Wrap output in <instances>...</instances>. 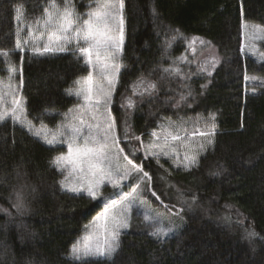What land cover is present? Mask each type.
Returning a JSON list of instances; mask_svg holds the SVG:
<instances>
[{
	"label": "trees",
	"instance_id": "obj_1",
	"mask_svg": "<svg viewBox=\"0 0 264 264\" xmlns=\"http://www.w3.org/2000/svg\"><path fill=\"white\" fill-rule=\"evenodd\" d=\"M97 1L72 0L81 17ZM49 3L0 0V54L8 53L0 55V80H9L8 69H16L12 79L21 83L27 122L53 129L79 103L67 90L89 68L74 48L43 54L16 48L17 6L34 22ZM123 4L121 69L110 106L120 146L149 173L160 202L183 201L193 210L163 240L132 211L111 258L76 260L71 246L101 211V201L61 188L63 173L51 161L64 153L63 146H47L5 119L0 121V264H264V82L252 93L244 91L245 75L264 78V59L258 62L240 50L244 21L263 28L258 49L264 55V0ZM192 38L215 48L210 74L194 60ZM139 83L147 89L136 92ZM199 114L215 115L216 132L194 167L171 169L142 152L138 140L145 141L161 122Z\"/></svg>",
	"mask_w": 264,
	"mask_h": 264
},
{
	"label": "rangeland",
	"instance_id": "obj_2",
	"mask_svg": "<svg viewBox=\"0 0 264 264\" xmlns=\"http://www.w3.org/2000/svg\"><path fill=\"white\" fill-rule=\"evenodd\" d=\"M100 2H102V0L95 2L92 10H94L97 7V4ZM58 6L62 8L63 4L61 6ZM118 7L119 6L117 3V10ZM46 8H49L50 11L53 10L50 3ZM87 13L84 17L80 16L81 22L83 19L88 18ZM43 17L44 13L34 22H27L23 18V16L19 22H17L16 20L18 29L17 32H19V36H17L16 38L15 46L17 44V40H19L21 42L22 50H33L34 48L39 47L42 51L43 45L45 44H50L53 48L57 47V43L52 36V33L55 31V29L45 28L42 23ZM118 19L119 15L117 17V21ZM241 29V54L243 56H250L258 62L263 61L264 55L258 49V42L263 38V28L259 25L242 21ZM115 36L118 41V31L115 32ZM25 40L29 41V43L24 44L23 41ZM82 43L83 42L81 41V44ZM63 46L66 47V49L77 48L75 40H73L71 44H65ZM189 46L191 47V53L194 60L199 62L200 71L203 73H209V69L212 68L211 66L216 62V59L218 58L215 48L209 42L200 38H192L189 41ZM54 52H58V50ZM121 54L122 46L121 50L117 52L115 60L108 61L109 65L113 63L118 65L119 71L121 69ZM102 64L103 62L97 64L95 57H93V65H95V67L89 66L87 64L89 68L88 73L84 77L77 80L81 81L79 85L76 84L72 88V95H74L79 100V103L70 108L64 114V122L59 127L51 129L45 126H33L30 124L33 132H40V135L38 137L33 135L32 132L29 131V123L27 122L24 115L23 103L21 98V83L13 81L12 79L14 75L18 73L16 69L11 72L9 71V80H0V112L8 111L9 115L6 119H10L12 122H14L10 114L12 100L19 99L21 103L20 118L22 123L17 124L21 125L29 133L40 139L47 146H63L65 151L62 154L64 155H67L69 151L68 144L71 139V133L69 129L72 127H79L82 129L81 137L91 135L95 136L98 140H103L105 134H107V142L110 149V155L114 157L113 169H115V167L118 165L120 167V173L122 175L124 171L132 172L133 170L132 167L127 164V161L124 160V156H126V154L120 146L116 125L110 110L112 96L117 85L119 71L117 72L115 68H109L107 72V74L110 75L114 80L115 87L111 88L109 87L107 80L104 79L105 73L101 71ZM90 73L93 77L92 83L94 88L102 87L107 94L106 96L101 97L102 103L99 106L98 110L86 104L82 96L78 97L75 94V91L78 88H83L86 86V80L89 77ZM263 82L264 78L256 77L253 75H245V93L254 92L256 86L261 85ZM146 89L147 84L139 83L135 91L140 92ZM105 99H107L106 103L103 102ZM109 125H111V128H109ZM213 131L215 134V119L212 120L210 118V114H199L193 117H183L176 120L166 119L161 122L155 130L149 132V136L145 141H140L138 139L137 140L140 143V147L144 154L148 155V151L155 152L157 153V156H148H151L156 160H159L160 162L166 163V165H168L171 169L186 170L183 167L185 156H190L195 153L198 161L199 157L205 152V150L212 145L208 144L207 141L208 139H212L213 141V135L201 136L199 133H207ZM60 133H63V135H61ZM153 133H155L156 135H153ZM166 135L167 142H165ZM45 136H47L48 139H52L53 136H55L56 142L53 145L47 144L45 142ZM172 136H179L180 139L173 140ZM82 143L83 139L77 138L75 143L73 144V147H75L77 144ZM201 143L205 145V149L203 151L199 149V145ZM150 145H154V147L149 148ZM121 149L123 150L122 152L120 151ZM164 152H167L168 155H164ZM133 164L139 166L138 164ZM61 172L63 173L61 181H63L65 185L64 187L61 186L63 190L72 194H83L88 196L86 192L77 193L69 191V189L72 187H81V185L85 182L82 173H80L79 171L74 172L72 170V165L70 164L64 166V169ZM143 172L145 171L143 170ZM143 172H133V175L128 180L121 181V187L118 189H113L111 183H105L101 186V195L97 198L102 203L101 211L91 220V222L85 228L84 232L76 239L73 245L77 244V242L83 245L85 242H92L93 244H95L97 240L103 241L105 236V227L111 226L114 216L121 215V207L119 203H117L116 208H112V202L121 201V199L125 195L133 193V189H136V192L135 197L132 200V207L127 213L129 219L132 211L137 212L142 216L143 219L146 214L150 215V217L156 218V220H158V223L153 226L154 232L162 229L158 237L161 240L175 233L183 225L186 213L191 212L193 210V206L189 208L183 201L177 202V205H170L168 203L160 202L157 199L158 195L153 196V191L150 187V183L147 181V178H145L144 182H140L136 179L137 176H142ZM138 183L139 188H137ZM147 193L156 198L158 202L150 200L146 196ZM106 208L108 209L107 213L105 212ZM126 230L127 229H121L120 234L124 233ZM249 233L250 232H248L247 235ZM73 245L71 246L70 253ZM98 258L104 257H87L86 259Z\"/></svg>",
	"mask_w": 264,
	"mask_h": 264
},
{
	"label": "snow or ice",
	"instance_id": "obj_3",
	"mask_svg": "<svg viewBox=\"0 0 264 264\" xmlns=\"http://www.w3.org/2000/svg\"><path fill=\"white\" fill-rule=\"evenodd\" d=\"M51 4L52 11L49 8L44 9V17L42 18V23L45 28H54L55 31L52 33L55 42L57 43V47L53 48L50 44L43 45V49L39 47L34 48V52L38 54L49 53L53 51H66V47L63 45L71 44L73 40L76 41L77 48L76 51L79 55L85 58V63L89 66L95 67L93 65V57H95L97 64H102L101 71L105 73L104 79L107 80L109 87L114 88V80L113 78L107 74L109 68H115V70L119 71V66L116 64L109 65L108 61L115 60L117 52L121 50V46L123 44V32H124V20H123V0H102V2L97 4V7L87 13V19H83L81 22L80 16L75 11V5L72 0H63V7L60 8L56 4V0H49ZM118 3V10H117ZM22 6H17L16 12L17 16L15 19L19 22L22 18ZM119 15V19L117 21V17ZM119 32V40L117 41L115 32ZM19 36V32L16 33ZM81 41L83 42L81 44ZM24 44H28L29 41H23ZM16 47L22 50L21 42L17 40ZM0 55H8V53H2ZM10 72L14 71V69H8ZM165 72H179V69H165ZM210 74V73H209ZM93 77L92 74H89V77L86 80V86L83 88H78L75 91V94L80 97L82 96L85 100L86 104L94 107L96 110L99 109V106L102 103L101 97L106 96L104 88H94L93 86ZM81 81H76V84H80ZM151 88L155 89L156 85H150ZM68 93L71 95L73 89H68ZM185 99V97L181 96V100ZM107 102V99L103 101ZM177 106H179L177 104ZM20 109L21 103L19 99H13L11 105V117L15 123H22L20 118ZM9 115L8 111L0 112V121H4ZM210 118L212 120L215 119L214 114H210ZM111 128V125H109ZM214 128V125H213ZM29 131L32 132L33 135L39 136L40 132H33L31 125L29 124ZM71 133V139L68 144V154L58 155L52 161V165L57 169L63 171L64 166L72 165V170L79 171L83 174V178L85 182L81 185V187H72L69 191L72 192H86L92 200H96L100 197L101 192L100 188L105 183H111L113 189H118L121 187V181L128 180L133 172L140 173L143 172V169L137 165H134L132 161L124 156V160L127 161V164L132 167V172L124 171L121 175L120 167L117 165L115 169H113V159L114 157L110 155V149L108 145V136L105 134L103 140H98L95 136H85L81 137L82 129L79 127H72L69 129ZM63 135V133H60ZM201 136H212L213 132H200ZM153 135H156L153 133ZM170 135V134H169ZM77 138H82L83 143L77 144L73 147ZM139 139V137H136ZM173 140L180 139L179 136H172ZM45 142L49 145H53L56 142V137L53 136L52 139H48L45 136ZM165 142H167V135L165 136ZM208 144H212V139H208ZM154 147V145H150L149 148ZM199 149L203 151L205 149V145L201 143L199 145ZM123 151L122 149L120 150ZM164 155H168L167 152L163 153ZM148 155L157 156V153L148 151ZM159 162V160H157ZM198 163L196 154L193 153L190 156H185L183 167L187 170L191 167L195 166ZM145 178L150 183L151 177L148 172H143L142 176H137L136 179L140 182H144ZM61 186L64 187V182L61 181ZM137 188H139V183L137 184ZM136 189H133V193L125 195L121 201H113L112 208L117 207V203H119L121 207V215L114 216L112 220L111 226L105 227V236L104 240H97L95 244L92 242H85L81 245L79 242L73 245L71 250V256L76 260H85L87 257H109L111 258L114 253L117 252L120 246V230L127 229L129 227V218L128 211L132 207V200L135 197ZM153 196H156L155 191H153ZM157 199L159 197L157 196ZM19 200V196H18ZM17 207H20L17 204ZM108 209L106 208L105 212L107 213ZM145 222L150 223L152 226H155L158 223V220L154 217H150V215L146 214ZM162 229L154 232V235L159 237ZM251 237H255L257 233L250 232L248 234Z\"/></svg>",
	"mask_w": 264,
	"mask_h": 264
}]
</instances>
